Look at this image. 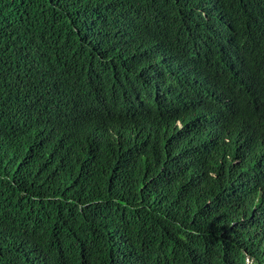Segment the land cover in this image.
<instances>
[{
  "label": "trees",
  "instance_id": "16d2710c",
  "mask_svg": "<svg viewBox=\"0 0 264 264\" xmlns=\"http://www.w3.org/2000/svg\"><path fill=\"white\" fill-rule=\"evenodd\" d=\"M264 264V0H0V264Z\"/></svg>",
  "mask_w": 264,
  "mask_h": 264
},
{
  "label": "clouds",
  "instance_id": "9594fccd",
  "mask_svg": "<svg viewBox=\"0 0 264 264\" xmlns=\"http://www.w3.org/2000/svg\"><path fill=\"white\" fill-rule=\"evenodd\" d=\"M250 263H251L250 259L248 257H246L245 258V264H250Z\"/></svg>",
  "mask_w": 264,
  "mask_h": 264
}]
</instances>
